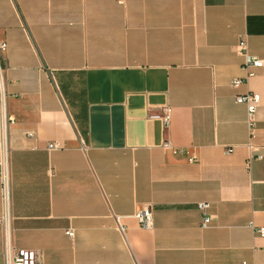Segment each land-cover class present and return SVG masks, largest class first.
Here are the masks:
<instances>
[{
    "label": "crops",
    "instance_id": "crops-1",
    "mask_svg": "<svg viewBox=\"0 0 264 264\" xmlns=\"http://www.w3.org/2000/svg\"><path fill=\"white\" fill-rule=\"evenodd\" d=\"M242 40L264 61V0H0L11 247L38 264H264V67L243 69ZM4 213L0 179V264Z\"/></svg>",
    "mask_w": 264,
    "mask_h": 264
},
{
    "label": "built area",
    "instance_id": "built-area-1",
    "mask_svg": "<svg viewBox=\"0 0 264 264\" xmlns=\"http://www.w3.org/2000/svg\"><path fill=\"white\" fill-rule=\"evenodd\" d=\"M122 2L123 0H119ZM244 1V0H240ZM7 50V45L4 42L0 43V101H1V140H0V149H1V160H0V179L2 182V201L4 205V215L2 217V223L4 227L5 233V256H6V264H38V255L34 250L27 249H13L10 245V184H9V174H8V153L9 147L7 142V131L8 126L14 124V121L9 119L7 116L6 103H5V74L7 72L5 63H4V54ZM237 52L243 56L244 64L243 69L250 71L252 68H262L264 67V61L252 58L247 52L246 41L242 40L237 45ZM252 72H249L248 77H250ZM246 79H234L232 81V86L234 88H239ZM236 102L238 104H243L247 108L248 115V125L251 135L253 134L256 128V114L258 108L260 106L261 97L257 93L248 92L243 95H238L236 97ZM155 118H159L163 121L165 126H167L170 122V108H165L163 114L156 115ZM29 136H32L31 134ZM61 145L59 143H51L48 145L49 150L60 149ZM251 154L250 160L262 159L261 155H254V149L252 145H250ZM253 153V154H252ZM199 211L205 213V211L209 208L208 203H199L197 205ZM140 224L143 228H150L153 225V211L151 206L145 207L139 214ZM212 221V217H204L202 227L207 228ZM250 228L253 232L264 238V227H256L253 223L250 224ZM67 235L70 238L74 237L73 231H67ZM242 264H248L247 262H243Z\"/></svg>",
    "mask_w": 264,
    "mask_h": 264
}]
</instances>
